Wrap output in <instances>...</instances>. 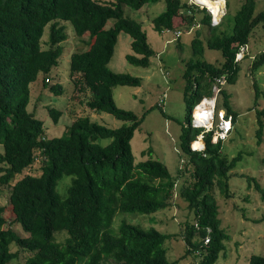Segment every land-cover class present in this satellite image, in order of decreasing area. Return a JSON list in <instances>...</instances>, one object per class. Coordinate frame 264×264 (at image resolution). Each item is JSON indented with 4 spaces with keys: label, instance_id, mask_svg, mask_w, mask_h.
I'll return each instance as SVG.
<instances>
[{
    "label": "trees",
    "instance_id": "trees-1",
    "mask_svg": "<svg viewBox=\"0 0 264 264\" xmlns=\"http://www.w3.org/2000/svg\"><path fill=\"white\" fill-rule=\"evenodd\" d=\"M161 1L166 8L153 20L156 32L183 29L187 33L196 28L192 58L183 76L191 120L183 126L181 149L188 158L190 180L177 196L178 180L163 162L153 158L136 162L131 142L144 118L120 108L115 101V88H139L142 80L109 68L122 33L132 39L127 62L141 68L151 66L156 53L142 25L126 17L125 9L141 13L148 4ZM241 1L232 31L227 32L222 30L227 10L221 23L213 26L208 9L181 0H0V186L11 187L8 212L13 216L8 221L7 207L0 206V264H14L21 253L29 256L17 264H175L168 260L164 248L171 235L126 222L118 232L112 226L117 213L155 214L170 208L178 197L187 203L194 222H186L182 234L174 237L184 238L186 255L194 251L202 256L198 264L218 261L230 236L221 228L219 207L209 190L216 181L222 195L231 198L230 173L242 157L241 153L232 159L225 157L222 148L228 139L213 141L214 131L204 133L194 127L192 112L202 99L216 96V119L225 110L226 119L237 122L238 114L224 86L236 84L241 63L249 58L250 37L264 26V11L257 13V0ZM201 11L205 13L202 17ZM110 21L114 22L108 27ZM61 22L70 23L77 37L87 39V49L73 53L70 60L75 88L92 96L86 101L88 109L112 115L124 122L121 127L111 129L80 117L62 136L49 138L44 122L28 110L31 84L44 75L47 88L48 75L63 54L68 35ZM48 27V48L44 49ZM202 29L208 30L206 39ZM179 48L183 50L181 45ZM206 50L220 52L223 61H205ZM263 66L264 53L253 62L252 71ZM223 78L225 85L219 86L217 94L216 80ZM254 88L257 97H264L256 83ZM50 90L57 96L64 94L61 85ZM50 114L55 122L62 116L54 109ZM257 124L261 145L264 108L257 111ZM203 133L205 149L193 151L192 144ZM100 140L111 142L103 146ZM38 161L40 173L25 174ZM64 177H73L66 197L57 191ZM12 224L20 226L24 235L12 229ZM60 233L67 235L63 243L56 240ZM249 264H264V257L252 255Z\"/></svg>",
    "mask_w": 264,
    "mask_h": 264
},
{
    "label": "rangeland",
    "instance_id": "rangeland-1",
    "mask_svg": "<svg viewBox=\"0 0 264 264\" xmlns=\"http://www.w3.org/2000/svg\"><path fill=\"white\" fill-rule=\"evenodd\" d=\"M104 2H116L117 0H102ZM185 3H194L195 0H181ZM197 1V0H196ZM198 2V1H197ZM199 3V2H198ZM242 5L241 0H226L227 15L223 19L222 30L231 32L234 25V17ZM164 1L150 3L142 9L141 13L130 8L125 9V16L139 22L146 32L148 41L156 55L152 58L149 68H141L127 62L126 56L132 54V39L125 33L118 38L115 54L109 64V68L115 73L129 74L139 77L142 85L139 88L117 87L114 89V97L117 105L128 111L134 112L144 121L134 135L131 142L133 155L136 162L146 161L150 158L163 162L172 176L177 178L175 195L180 193L184 182L190 180V166L187 163L181 149V135L183 126L191 120V109L184 100L186 82L184 72L186 63L192 58L191 42L195 37L196 28L187 33L183 29V35L178 38L173 32L159 34L154 30L153 20L165 11ZM264 11V0H257V13ZM140 15V17H139ZM205 13L201 11L199 16ZM114 21H110L111 27ZM66 29L68 39L64 42V51L59 59L58 66L48 75L49 86L45 88L44 75L31 84V96L28 110L36 112V117L44 122L46 135L49 138L60 137L74 121L80 117H89L92 122L116 129L124 125L112 115L104 112H96L86 107V101L91 99L90 93L79 92L70 77V60L75 52L87 49V39L76 36L70 23L61 22ZM201 27V25H200ZM203 30V38L206 39L208 30ZM49 27L43 38V48H48ZM181 45L182 51L179 48ZM264 53V26H259L250 37L247 47V59L241 63V72L234 85L226 84L224 89L231 95L230 104L238 114L236 124L232 125L231 133L226 136L222 153L228 159H232L241 153V161L231 171L229 186L232 193L227 199L222 195L216 181L209 190L219 207V220L221 228L230 236L225 243V251L215 264H249L252 255L264 257V135L263 143L258 144L256 131L257 111L264 108V97L256 96L254 84L264 91V66L254 72L253 62ZM205 61L219 64L223 58L218 51L206 50ZM61 85L64 94L55 95L50 87ZM222 100V98H221ZM199 102V96L196 97ZM62 112L58 122H55L50 110ZM209 110H212L211 108ZM225 115V110L221 113ZM221 118L215 119V125ZM111 140H100L103 146ZM193 148V147H192ZM149 150V155L147 151ZM188 165V166H187ZM40 162L25 174L38 175ZM22 175L18 176L20 178ZM179 178V179H178ZM73 177H64L58 182L57 191L62 197L67 196V190ZM256 183L259 185L257 187ZM11 187L0 186V206L7 207L8 221L13 219L9 214V202ZM126 222L138 226L144 230L151 228L159 232L171 235L165 244L167 258L175 264H198L202 256L197 252L186 255L187 244L184 238L174 237L182 234L186 222H194V214L189 212L187 203L178 197L173 205L155 214L141 213H117L113 222V231L118 232L121 223ZM17 233L24 235L20 226L11 225ZM67 235L60 233L56 240L63 243ZM200 241L199 238H195ZM13 250L17 248L13 247ZM28 254L21 253L20 258L13 261L14 264L23 262Z\"/></svg>",
    "mask_w": 264,
    "mask_h": 264
},
{
    "label": "built area",
    "instance_id": "built-area-1",
    "mask_svg": "<svg viewBox=\"0 0 264 264\" xmlns=\"http://www.w3.org/2000/svg\"><path fill=\"white\" fill-rule=\"evenodd\" d=\"M214 1H218V0H214ZM223 2H224V7L221 9L219 20H216L215 14L213 13V11L209 7H207V6L203 5V4L198 3L196 0L192 4L197 5L201 9H203V8L208 9V12H209V14L211 16L212 25L213 26H216V25H219L221 23L223 17L226 14V0H223ZM181 34H182L181 31L175 32V35L178 38L181 36ZM240 57H242V55H240L239 58ZM225 81L226 80L224 78L223 79H217L216 80V85L214 86L215 93H217V94L219 93V91H220L219 86H224L225 85ZM216 101H217L216 96H214L213 98H207V99L204 98L199 103V105H197L195 107V109L192 112L193 126L196 127V128H202V129H204L205 130L204 133H208L210 131H214L213 141H218L220 139H222V140L226 139V136H228V134L232 130V125H233L232 120L231 119H226L225 115L221 114L222 112L219 114V118H221L220 121H219V123L217 125H215V119H216V116H215ZM205 103L208 104L207 107H206L207 109H210V108L212 109V111H211L212 112V116H211L210 120H208V121H210L208 123L209 124L208 126H203V125L199 124L197 122V119L195 118V111H196V109H198L200 106H203ZM204 133L202 135H200L198 137V140H197L199 143H202L204 145V147L202 149H199V148H195L194 149V147H193V144L194 143H193L192 146H191V148L193 147L192 148L193 151H203L205 149V144L203 142ZM197 141H195V142H197Z\"/></svg>",
    "mask_w": 264,
    "mask_h": 264
},
{
    "label": "bare ground",
    "instance_id": "bare-ground-1",
    "mask_svg": "<svg viewBox=\"0 0 264 264\" xmlns=\"http://www.w3.org/2000/svg\"><path fill=\"white\" fill-rule=\"evenodd\" d=\"M200 4H203L207 7H209L213 13L215 14L216 20H219L221 9L224 7L223 0H197ZM207 103H205L203 106H200L195 111V118L197 119V122L203 126H208L211 116H212V110L207 109Z\"/></svg>",
    "mask_w": 264,
    "mask_h": 264
},
{
    "label": "clouds",
    "instance_id": "clouds-1",
    "mask_svg": "<svg viewBox=\"0 0 264 264\" xmlns=\"http://www.w3.org/2000/svg\"><path fill=\"white\" fill-rule=\"evenodd\" d=\"M215 22V21H214ZM207 99V98H206ZM193 147L194 149L195 148H199V149H202L204 147V145L202 143H199L198 141L197 142H194L193 144Z\"/></svg>",
    "mask_w": 264,
    "mask_h": 264
}]
</instances>
